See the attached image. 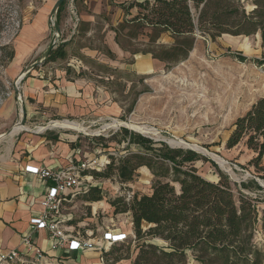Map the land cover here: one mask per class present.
Wrapping results in <instances>:
<instances>
[{
	"label": "rangeland",
	"instance_id": "374dc122",
	"mask_svg": "<svg viewBox=\"0 0 264 264\" xmlns=\"http://www.w3.org/2000/svg\"><path fill=\"white\" fill-rule=\"evenodd\" d=\"M55 2L56 0H0V12L6 11L11 18V26L3 35L4 42L10 40L16 52L15 59L4 74L3 81L7 94L0 100V135L9 131L20 119V102L14 92V81L25 67L40 57L41 51L55 33L50 19ZM246 8L251 10L252 7L246 5ZM40 11L44 12L45 17L44 36L42 39L36 33L33 39L42 40H39L40 43L36 44L37 46H31L30 37L33 36H29L27 33L31 32L27 30L30 29V25L34 23ZM64 19L66 18L64 9H62L60 20L64 21ZM66 21L64 38L61 35L58 44L63 43L65 36L67 37L71 31L69 21ZM18 24H21L20 28ZM69 40L71 41L66 49L69 57L63 65H60L65 69L68 64H71V60H80L82 53L79 49L81 47L87 46L106 52L100 31L92 37L76 35ZM235 52H240L246 60L237 59ZM117 60L108 71V74L112 75L111 79L107 81L94 77V79L91 78V82L100 87L92 91L93 96L97 98L98 106L118 105L121 108L120 113L109 116L99 113L76 119L52 115L34 127H40L38 130L43 131L46 126L48 127L49 120L55 121L52 123L53 127L56 121L60 123L77 122L81 128L79 131L69 127H64V129L49 127L50 130L44 131L42 136H51L58 132L66 135H62L65 140L75 138L73 144L81 160L104 164V162H110V156H112L116 165L129 153L140 151L137 146L128 145L120 131L122 127L119 125L134 123L152 127L156 130V135L137 134L153 142H164L168 146L171 142L195 145L209 153L205 156L208 159H213L215 156L222 159L233 175L222 170L217 164L215 168L208 162L198 161L195 166L201 176L212 182L218 180L217 170L221 171L228 177L234 192L240 189L247 196L257 199V211L260 217L261 206L264 202V180L262 179L264 160L259 165L261 170H258L254 166H248V161L254 157V153L248 150L243 143L230 150L225 147L235 120L243 116L258 99L264 97V61L258 63L263 60L259 35L236 38L221 36L214 42L208 39V42L193 51L186 61L168 71L159 68L145 76L144 81L141 75L136 74L134 67L132 70L126 66V63L133 62L134 59L131 56ZM80 61L84 66V61ZM45 65L42 64L35 70ZM83 68L78 70H84ZM92 69L95 74H99V68L93 67ZM39 73L43 79L52 78L54 70L47 68ZM21 85L22 82L18 86L21 87ZM133 102L134 106L129 110ZM40 111H43L42 108ZM110 124L113 125L112 128L103 129L104 126ZM26 126L32 129V126L30 127L28 121L25 120L24 128ZM13 142L14 136L1 139L0 150L7 151L10 146L12 149ZM103 170L93 171L102 172ZM115 174V171H112L111 177L107 179L92 177L93 187L101 189L102 192V199L98 202H103V206H97L94 215L92 214L93 207L88 204L98 202H86L81 195L75 199L78 204L73 209L72 223L81 236L86 237L85 232L89 230H93V234L98 236L96 229L103 226L113 229L119 226L128 228L131 223L129 213L115 214L109 201L121 196L128 200L134 195L141 196L151 192L152 176L145 167L139 168L133 180L125 184H121ZM254 181L257 184H263L262 190L240 188L241 183L247 184ZM254 234L256 244L264 249V235L258 224L255 226ZM137 246V241L133 239L124 244L112 246L108 255L104 257L103 264L109 261L114 262L118 257L129 258L131 255H133V261L138 252ZM189 264L195 263L189 259Z\"/></svg>",
	"mask_w": 264,
	"mask_h": 264
},
{
	"label": "trees",
	"instance_id": "16d2710c",
	"mask_svg": "<svg viewBox=\"0 0 264 264\" xmlns=\"http://www.w3.org/2000/svg\"><path fill=\"white\" fill-rule=\"evenodd\" d=\"M64 4L65 1L57 12L58 23ZM120 6L124 19L111 28L118 46L131 57L150 56L161 62L166 71L188 59L197 35L214 42L223 35L258 34L263 55L258 63L264 61V0H134ZM132 9L137 12L129 17ZM10 26V14L0 12V100L7 94L4 74L16 56L11 41L4 42L3 38ZM163 34L171 37L170 45L160 42ZM65 46V43L57 44L43 64L65 59ZM106 55L113 57L108 50ZM234 55L240 61L246 60L240 52ZM65 71L69 76L74 70L67 67ZM133 106L134 102L129 110ZM120 131L128 145H135L140 151L124 156L117 165L110 156L102 172L86 173L107 179L115 171L121 184L131 182L141 167L152 176L149 194L134 195L128 200L121 196L109 201L115 214H130L133 240L138 243V252L131 264H189V259L195 264H264V249L254 240L256 224L264 235V202L258 222L257 199L240 189L234 192L228 177L219 170L216 182L198 173L195 166L198 161L217 168L212 160L189 149L153 142L123 127ZM240 143L254 153L248 166L261 170L264 97L235 120L225 147L230 150ZM240 188L262 190L255 181L241 183ZM101 194V189L91 187L82 196L92 203L100 201ZM102 255L106 257L108 252ZM121 259L118 257L114 262Z\"/></svg>",
	"mask_w": 264,
	"mask_h": 264
},
{
	"label": "crops",
	"instance_id": "0c3cea01",
	"mask_svg": "<svg viewBox=\"0 0 264 264\" xmlns=\"http://www.w3.org/2000/svg\"><path fill=\"white\" fill-rule=\"evenodd\" d=\"M132 1L134 0H66L63 6L66 19L64 21L60 20L62 37L64 38L66 20L69 21L72 15L78 19V25L76 30L70 31L69 35L65 36V40L62 41L66 44L65 51L68 48L69 41H71L69 39L73 36L84 35L85 37H92L96 32L100 31L106 52L107 50L110 51L113 57L106 55V52L97 48L84 46L79 49L82 53L80 59L84 61V66L82 63L81 66H75L71 60V64H68V67L75 69V71L70 72L69 76L66 74L65 68L60 67L69 57L66 52L67 56L65 59L50 62L37 69V71L30 72L29 77L21 81L20 91L26 110V121H28L30 127L32 126V129L26 126L14 135L12 149L10 146L7 151L0 150V253L17 250L21 254L20 260L9 264H103L100 263L101 252H108L111 248L103 251L105 243L102 239L106 231L123 233L131 240V235L133 234L131 223L128 228L120 226L115 229L108 226L99 227L96 229L98 236L93 234V230L85 232L86 237L81 236L72 223L73 209L78 204L77 200L75 201L76 197L69 203H65L62 209L63 215L68 218L65 223L66 231L101 246V250L96 247L91 250L71 252L67 250V246L58 250H50L52 241L46 230H41L33 235L35 244L43 251L41 258H37L32 254L25 256L21 245V237L28 231L29 220L42 212L41 203L44 192L47 186L51 185L50 181L45 182L38 176L29 173L27 167L58 169L67 166L71 160L81 159L78 150L73 144L75 138L74 140H65L62 138L63 134L58 132L51 136H42L44 131H39L40 127L34 126L41 124V121L52 115L76 119L99 113L109 116L121 112V108L118 105L113 104L111 107L98 106L97 98L93 96L92 91H94V88L98 89L100 87L93 84L91 78L94 79L95 77L108 81L112 78L108 71L118 61L117 59L130 57V54L122 51L116 43L115 33L111 28H115L124 19V11L120 5H126ZM136 1L141 2L143 0ZM72 9L74 14H72ZM136 12V9L130 10L129 17L134 16ZM44 21V12L40 11L36 15L34 23L30 25V29L27 30L31 32L27 34L33 36L30 37V40H32L30 41L31 46L38 45L43 39ZM36 33L42 39H33L37 35ZM224 36L236 38L229 35H223L222 37ZM160 42L164 45H170L172 39L169 34H163ZM206 42H208L207 38L196 37L194 48L190 52L189 57L193 51L198 50ZM132 58L134 59L133 62L126 63V66L132 70L134 67L136 74L141 75L143 81L145 76L159 68L164 69V65L161 62L152 59L148 55H136ZM93 67L100 69L98 71L99 74L93 72ZM47 68H52L54 73L52 78L43 79L39 72ZM79 68L84 70L79 71ZM79 73L81 75H78ZM30 100L31 102H29ZM41 108L43 111H40ZM71 122L78 124L74 121ZM48 127L64 129V126L53 127L52 123ZM49 130L46 129L45 131ZM21 133L22 135H20ZM53 138H56V140ZM88 205L93 207L92 214L94 215L97 206H103V202ZM129 219L131 221V217ZM132 258L133 255L118 262L109 261L107 264H131Z\"/></svg>",
	"mask_w": 264,
	"mask_h": 264
},
{
	"label": "built area",
	"instance_id": "2783aa9c",
	"mask_svg": "<svg viewBox=\"0 0 264 264\" xmlns=\"http://www.w3.org/2000/svg\"><path fill=\"white\" fill-rule=\"evenodd\" d=\"M73 1V0H71ZM72 14L74 10L72 9ZM69 25L71 31H75L78 25V19L72 15L69 18ZM197 37H199L197 35ZM72 64L81 66V62L78 60H72ZM55 121H49L47 125L54 123ZM50 129L49 127H45ZM97 162L90 160H71L70 163L58 169H50L43 167H27V171L31 174L38 176L43 181H50L51 185L47 186L43 200H42V212L32 217L28 223V231L21 237V245L23 247V253L25 256L34 255L37 258H41L43 251L35 244L33 235L41 230L48 231L50 240L52 241L50 250H58L67 246V250L85 251L92 248L101 246L91 243L89 240H84L76 235H72L66 231L65 223L68 218L63 215L62 209L65 203H69L77 196L84 195L91 187L92 177L88 175L89 171H101L105 168L108 162ZM260 217L258 216V222ZM259 226V225H258ZM260 228V226H259ZM261 231V229H260ZM255 232V231H254ZM262 233V231H261ZM263 234V233H262ZM130 238L123 233H114L106 231L103 235V251H107L110 247L117 244H124L128 242ZM134 239V235H131V240ZM21 254L17 250H12L7 253H0V264H9L16 260H20ZM100 263H103V255L101 252Z\"/></svg>",
	"mask_w": 264,
	"mask_h": 264
},
{
	"label": "water",
	"instance_id": "95a60500",
	"mask_svg": "<svg viewBox=\"0 0 264 264\" xmlns=\"http://www.w3.org/2000/svg\"><path fill=\"white\" fill-rule=\"evenodd\" d=\"M66 0H56L55 4L52 7L51 10V14H50V19L52 21V26L55 28V33L53 34L50 42L48 43V45L46 46V48L44 49V51L41 53L40 57L34 61L32 64L28 65L27 67L24 68V70L21 72L20 76L18 78H16V80L14 81V92L15 95L18 99V101L20 102V119L16 124H20V125H24L25 120H26V110L23 104V100H22V93L20 91V87L18 86L19 83L32 71H34L37 67L41 66L45 59L47 58V56L49 55L50 51L52 49H54L56 47V45L58 44L60 38H61V29L57 20V12L58 9L60 7V5ZM15 124V125H16ZM126 129H129L125 126H120ZM11 130V129H10ZM10 130L5 132L4 134L0 135V140L8 137ZM133 131V130H132ZM170 147L175 148H183V149H189L192 151H195L196 153H199L203 156H206V154H204L203 152H201L200 150H198L197 148L188 146V145H183V146H172L169 144ZM215 164H217L212 158H210ZM218 165V164H217ZM219 166V165H218ZM261 187H263L261 184H259Z\"/></svg>",
	"mask_w": 264,
	"mask_h": 264
},
{
	"label": "bare ground",
	"instance_id": "6f19581e",
	"mask_svg": "<svg viewBox=\"0 0 264 264\" xmlns=\"http://www.w3.org/2000/svg\"><path fill=\"white\" fill-rule=\"evenodd\" d=\"M21 74V73H20ZM20 74L17 76V78L20 76ZM115 125V124H114ZM56 126H64V127H69V128H72V129H75V130H81V128L79 127V125H77L76 123H73V122H68V123H60L58 121H56L55 123V127ZM113 125H106L103 127V129H110L112 128ZM119 126H125L127 128H129L130 130H133L135 131L136 133H139V134H143V135H156V130L152 127H149V126H145V125H134V124H125V123H122L120 124ZM24 129V125H20V124H16L14 125L11 130H10V133L8 135L9 138H12L15 134H17L19 131L23 130ZM44 129V128H43ZM84 130V129H83ZM44 131V130H43ZM155 137V136H154ZM170 144H172V146H183V145H187L185 143H176V142H171ZM189 146V145H188ZM191 147H194V148H197L198 150H200L201 152H203L204 154H209L207 153L204 149L202 148H199L195 145H191ZM212 156H215L213 154H211ZM214 161L219 165V167L222 169V170H225V171H228L231 175H233V172L229 169V167L227 166V164L222 160L220 159L219 157L215 156L213 157ZM263 185V184H262Z\"/></svg>",
	"mask_w": 264,
	"mask_h": 264
}]
</instances>
